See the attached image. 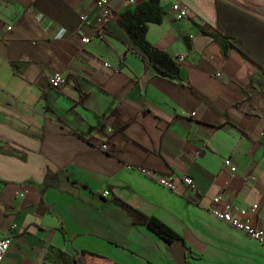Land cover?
Returning a JSON list of instances; mask_svg holds the SVG:
<instances>
[{
  "label": "crops",
  "instance_id": "crops-1",
  "mask_svg": "<svg viewBox=\"0 0 264 264\" xmlns=\"http://www.w3.org/2000/svg\"><path fill=\"white\" fill-rule=\"evenodd\" d=\"M142 1L108 0L103 25L96 0H0V239L11 238L1 264H64L56 251L180 264L119 201L177 233L199 255L186 264H264V245L209 212L217 195L234 210L258 204L264 228V0H178L184 20L160 0L163 21L146 38L177 59L181 82L128 48L118 17ZM215 24L246 55L200 33ZM139 168L195 187L169 191Z\"/></svg>",
  "mask_w": 264,
  "mask_h": 264
},
{
  "label": "trees",
  "instance_id": "trees-1",
  "mask_svg": "<svg viewBox=\"0 0 264 264\" xmlns=\"http://www.w3.org/2000/svg\"><path fill=\"white\" fill-rule=\"evenodd\" d=\"M163 18L164 12L160 6V0H143L133 10L121 13L118 17V24L130 39L129 50L142 60L146 69L152 70L161 79L181 82L177 59L171 57L164 50L151 45L146 38L148 25L150 23L161 24ZM200 33L212 37L224 52L228 49H237L243 55H246L240 41L225 32L219 24H215L211 32L201 31ZM257 64L262 68V63ZM118 205L132 217L134 224L146 227L168 245L176 240L182 241L177 233L159 219L147 216L123 202L119 201ZM188 250L189 255L199 258V255L190 249ZM56 256L64 264H88L89 258L102 259V257L87 251H81L75 256H68L61 251H56Z\"/></svg>",
  "mask_w": 264,
  "mask_h": 264
},
{
  "label": "built area",
  "instance_id": "built-area-1",
  "mask_svg": "<svg viewBox=\"0 0 264 264\" xmlns=\"http://www.w3.org/2000/svg\"><path fill=\"white\" fill-rule=\"evenodd\" d=\"M167 1L170 4V10L174 13L176 20H184L188 16V9L183 6L178 0H161ZM96 6L99 9L101 16L100 21L103 25L107 24L112 16V10L110 8L108 0H96ZM79 19L81 22L86 21L85 15H80ZM9 29V27H8ZM89 39L87 37L81 38L82 44H87ZM184 57L179 58V61H183ZM107 66V65H105ZM64 82L61 73L55 72L50 78V86L52 88H59ZM101 149L107 150L105 144L101 145ZM223 166L229 170L232 175H236L237 166L230 160L225 159ZM139 171L146 177L154 179V181L161 187L177 192L179 187L182 186L188 189H194L195 185L192 178L188 175L181 177H174L172 175H159L154 178V172L145 168H139ZM254 180V177H251ZM27 189H23L16 192L15 195L18 197L25 196ZM109 194L108 191H104L102 195L105 197ZM259 210L258 204H253L247 208H240L234 210L228 200L223 199L220 195L215 196L209 208L210 214L219 221H222L237 231L247 235L251 239L264 245V228L254 225L253 219L257 216ZM11 244V238L5 237L0 239V264L7 254Z\"/></svg>",
  "mask_w": 264,
  "mask_h": 264
},
{
  "label": "water",
  "instance_id": "water-1",
  "mask_svg": "<svg viewBox=\"0 0 264 264\" xmlns=\"http://www.w3.org/2000/svg\"><path fill=\"white\" fill-rule=\"evenodd\" d=\"M171 250L180 264H186V255H189V250L183 245L181 240H176L171 244Z\"/></svg>",
  "mask_w": 264,
  "mask_h": 264
}]
</instances>
